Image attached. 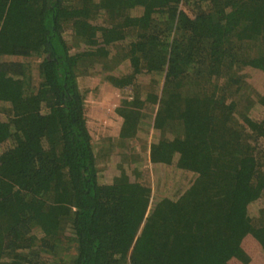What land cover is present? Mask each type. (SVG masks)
I'll list each match as a JSON object with an SVG mask.
<instances>
[{
	"label": "trees",
	"instance_id": "obj_1",
	"mask_svg": "<svg viewBox=\"0 0 264 264\" xmlns=\"http://www.w3.org/2000/svg\"><path fill=\"white\" fill-rule=\"evenodd\" d=\"M13 58L40 59L37 86ZM247 68L264 75V0H0V264H264ZM91 69L132 90L95 118L77 82ZM144 125L177 188L154 201L125 170L100 183L93 149Z\"/></svg>",
	"mask_w": 264,
	"mask_h": 264
},
{
	"label": "rangeland",
	"instance_id": "obj_2",
	"mask_svg": "<svg viewBox=\"0 0 264 264\" xmlns=\"http://www.w3.org/2000/svg\"><path fill=\"white\" fill-rule=\"evenodd\" d=\"M184 11H187L190 15V11L184 5H181ZM192 16V15H191ZM69 27V26H68ZM117 54L121 55L122 51H118ZM12 61H20L30 65L32 82L34 86H37L40 82V76L37 66L40 59L30 58V59H10ZM100 64V63H96ZM108 66L113 67V62L107 63ZM86 73L80 75L77 78V82L81 91H88L86 98V110L87 113H91V117L95 118L100 112L105 111V106L107 105H117L119 101L123 98L130 97L132 90H118L108 83L104 82L102 77L97 72H92L93 70H85ZM237 77L243 76L244 83L247 84L248 88L251 87L256 90L261 95H264V75L258 73L255 70L250 69H240L236 73ZM221 85V83L219 84ZM235 89V88H234ZM249 89L244 90L248 91ZM241 93L247 95L245 92H238L236 96H241ZM255 93V91H254ZM254 93H250L253 96ZM244 99V98H243ZM242 99L241 109L245 110L248 106V102ZM256 105V104H255ZM248 112L249 116L255 117L256 119H264V108L262 106L256 105ZM104 108V109H103ZM251 108V107H250ZM146 130L145 134L141 138H133L131 140H100L93 144V149L96 156L97 167L99 170V181L100 183L108 182L111 183L112 179L119 175L120 170H125L129 175L131 180H136L138 183L149 187L152 191L153 201L156 196H164L167 194H173V191L177 188L172 189V180L170 174L167 171H163L159 167L153 168L149 161V144L152 140V132L149 127L144 125ZM150 129V130H149ZM158 135V134H157ZM156 135V136H157ZM155 136V134H154ZM153 136V137H154ZM137 170L138 174H135ZM168 175V177H167ZM188 174H185L187 177ZM172 176V174H171ZM172 179L181 181L180 185L184 188L187 184L186 179L179 177L178 172L173 173ZM167 186L170 184V192L168 190L162 189V184ZM168 189V188H167ZM256 211V210H252ZM255 213V212H254ZM254 213L252 215H254ZM257 213L254 215L256 216Z\"/></svg>",
	"mask_w": 264,
	"mask_h": 264
}]
</instances>
